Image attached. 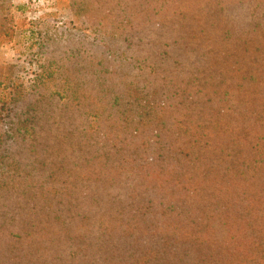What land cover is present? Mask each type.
I'll return each instance as SVG.
<instances>
[{
  "label": "trees",
  "instance_id": "obj_1",
  "mask_svg": "<svg viewBox=\"0 0 264 264\" xmlns=\"http://www.w3.org/2000/svg\"><path fill=\"white\" fill-rule=\"evenodd\" d=\"M118 5L127 16H117L113 32L101 22L95 39L121 46L104 48L113 65L93 66L100 80L86 100L108 104L113 115L107 121L95 107L73 117L75 178L24 196L27 186L8 181L11 167L0 159V194L20 190L11 206L0 204L6 261L56 264L38 250L68 235L77 240L62 264H264V74L243 69L239 55L249 49L244 41L264 39V21L253 19L264 0ZM134 41H147L148 54H132ZM61 90L81 97L71 82ZM6 132L0 142L17 134ZM101 205L112 209L96 211ZM48 221L59 228L44 227ZM84 233L98 240L96 254L86 253Z\"/></svg>",
  "mask_w": 264,
  "mask_h": 264
},
{
  "label": "rangeland",
  "instance_id": "obj_2",
  "mask_svg": "<svg viewBox=\"0 0 264 264\" xmlns=\"http://www.w3.org/2000/svg\"><path fill=\"white\" fill-rule=\"evenodd\" d=\"M127 1L137 3L139 0H0V135L3 137L7 130L17 132L12 139L0 142V159L11 167L7 180L27 186L24 196L36 189L44 190L49 182L60 187V184L67 185L75 178L69 167L76 157L78 160L75 162L80 163L75 136L69 133V130L76 129H71L76 126V118L73 117L95 107L100 116L105 113L107 121L113 115L108 104L99 102L93 105L86 100L93 97L97 89L100 73L94 71L93 66L100 67L104 48L121 46L117 44L119 41L108 37L103 45L96 41L97 26L106 21L104 28L113 32L112 23L117 22V16H127L126 8L120 10L118 4L125 5ZM249 14L247 11L245 17ZM253 19L264 21V14H254ZM244 42L249 49L239 54L241 67L253 73L260 70L264 74V39ZM149 47L147 41H134L133 45L127 46L137 57L147 55ZM102 63L113 65V61ZM63 81L71 82L75 91L81 90V97L71 91L74 99L83 101L76 108L71 103L73 97L67 98L61 90ZM255 103L259 101L254 99L248 106ZM244 106L238 104L241 114L245 112ZM107 121H102V126H108L105 124ZM243 125L247 127L245 122ZM5 147L8 153L3 151ZM30 184L33 186L29 187ZM19 192V189L2 190L0 204L6 202L11 206L19 198ZM110 192L113 193V188ZM47 198L54 199L50 195ZM104 207L101 205L96 211H104ZM22 209L32 212L26 206ZM105 209L112 208L108 206ZM88 210L86 207L83 209ZM43 212L49 213L50 210ZM26 216L34 221L38 219L33 215ZM74 224L72 219L66 227L72 230ZM44 227L59 228V225L48 221ZM82 237L84 241V238L91 240L86 253L96 254L90 249L98 240H92L85 233ZM73 239L77 240L68 235L54 237L48 241L49 249L44 247L38 251L57 257L56 264H62L66 252L74 247ZM111 239L112 236L107 245L113 243ZM6 247L5 241L0 240V264H13L6 261L9 256ZM30 262L26 260L24 264ZM33 264L45 262L35 260Z\"/></svg>",
  "mask_w": 264,
  "mask_h": 264
}]
</instances>
